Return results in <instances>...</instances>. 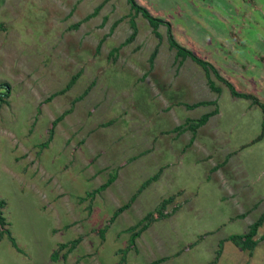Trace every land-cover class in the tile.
<instances>
[{
    "label": "rangeland",
    "instance_id": "rangeland-1",
    "mask_svg": "<svg viewBox=\"0 0 264 264\" xmlns=\"http://www.w3.org/2000/svg\"><path fill=\"white\" fill-rule=\"evenodd\" d=\"M134 1L264 104V0ZM130 16L125 0H0V210L9 233L0 234V264H264V238L252 251L226 240L264 213L260 109L209 73L211 91L203 71L168 48L164 26L157 39L138 14L129 39ZM169 197L168 217L130 244L137 222ZM263 234L264 217L254 239Z\"/></svg>",
    "mask_w": 264,
    "mask_h": 264
},
{
    "label": "trees",
    "instance_id": "trees-1",
    "mask_svg": "<svg viewBox=\"0 0 264 264\" xmlns=\"http://www.w3.org/2000/svg\"><path fill=\"white\" fill-rule=\"evenodd\" d=\"M125 3L127 4L129 11L132 12V16L129 17V26L132 29V33L129 36V39H131L134 36L135 33V27H134V23H133V18L136 15H140L141 18H143L147 25L150 27L151 32L153 33V35L157 38L160 39V35L157 32V29L159 26H164L165 28V33H166V43L169 49H172L174 51V56L179 58L180 61L184 60L186 58H188L191 62H193L195 65H197L204 73V76L206 78V83L208 88L211 91L217 92V88L215 89V87L213 86L212 81L209 78V73L213 75V77L218 80L219 82H221L228 90L229 95L231 97L234 98H241V99H245L250 101L251 104L256 105L263 116V120H264V104L261 103L260 101H258L254 96L250 95V94H245V93H238L234 90V88L232 87V85L227 82L225 79H223L218 73L217 71L212 67L211 64H209L208 62L199 59L198 57H196L194 54H192L191 51L185 49L184 47L180 46L172 37L171 35V30H170V26L169 24L165 23L164 21H162L161 19L152 16L151 14H149V12L141 7L140 5H138L134 0H125ZM96 11H93V13L90 14V16H93L94 13ZM89 18V17H88ZM127 39V40H129ZM126 43V42H124ZM114 50H112L111 52H114ZM154 55V52L152 53V55H150L149 57V63L152 60V57ZM74 77L71 78V80L68 82V84L65 86V88L62 90L63 92H65L68 88H70V86L73 84L74 82ZM2 86V84H0V87ZM61 92V91H60ZM86 92V91H85ZM85 92H83V94H85ZM52 97V95H50V97H48V99H50ZM202 105H215V101H211V102H200V103H196L187 107H197V106H202ZM217 113V109L214 107L210 112H207L203 115H201L196 121L190 123L187 125V122L185 123L184 126L187 125V127L190 129V131L194 132V130H196L198 127L203 126L207 120L215 115ZM60 119V117L55 118L52 122H51V128L49 129V135L47 138V141L50 139V135H51V131L53 126L55 125V123ZM193 140L192 137H190L189 142H191ZM46 141V142H47ZM158 175H153L151 178H148L144 183L141 184L140 188L137 189V192H140V190L145 187L146 185H148L149 183L155 181L157 179ZM114 180V177H108V179L105 181V183H103L99 188H97L95 191H92L91 195H93L96 192L101 191L103 188H105L106 186H108L112 181ZM133 200V197H131L129 199V202H127L125 205L119 207L112 215V218H114L115 216L118 215L119 212L123 211L124 209H126L129 206V203ZM172 200V197H169L167 199H164L160 202V204L158 205V207L154 210V214L155 216H153V213H147L145 216H143L141 218L140 221L137 222L136 226L138 227L137 230H135L131 235H130V244L133 243L134 239L137 238L141 232H143L144 230H146L149 225L152 222L155 221H159L162 219H165L168 217L169 213H163L165 205L170 203ZM3 207V202L0 201V209ZM175 209H173L174 211ZM264 217V213H262L254 222H252L249 226L247 231L244 234H234V235H230L226 238V240L230 241L232 244H234L235 246H237L241 251H252L253 248L256 246L258 240H262L264 238V234L261 235L258 239H254V236L256 235V230L257 228L261 225L262 219ZM111 218V219H112ZM5 223H4V219L1 215V210H0V234H6L9 236V233L6 229H3ZM134 230V227H133ZM9 240L11 242V245L13 247H15V244L13 242V240L9 237ZM77 243V240H73L71 242L68 243V249L67 252H69L70 250H72L75 246V244ZM67 245L62 244L59 245V248H65ZM218 255V253H216V256ZM163 259H159V260H155L153 262H151L150 264H158L160 262H162Z\"/></svg>",
    "mask_w": 264,
    "mask_h": 264
}]
</instances>
